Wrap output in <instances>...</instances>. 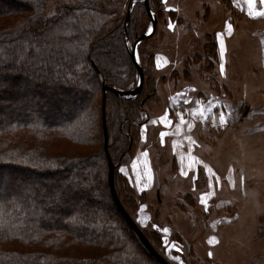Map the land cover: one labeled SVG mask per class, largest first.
I'll list each match as a JSON object with an SVG mask.
<instances>
[{"label": "trees", "instance_id": "1", "mask_svg": "<svg viewBox=\"0 0 264 264\" xmlns=\"http://www.w3.org/2000/svg\"><path fill=\"white\" fill-rule=\"evenodd\" d=\"M111 1L84 0L48 17L45 0H0V25L27 16L0 38V264H159L121 216L107 182L102 87L137 86L130 54L147 15L143 0H128L135 1L128 19L124 13L112 25ZM143 76L135 97L105 94L113 186L133 222L117 168L148 122L155 85ZM16 104L25 107L7 109ZM61 143L83 151L62 154ZM141 232L163 257L160 236L150 241Z\"/></svg>", "mask_w": 264, "mask_h": 264}, {"label": "rangeland", "instance_id": "2", "mask_svg": "<svg viewBox=\"0 0 264 264\" xmlns=\"http://www.w3.org/2000/svg\"><path fill=\"white\" fill-rule=\"evenodd\" d=\"M82 1L45 0V13L59 15L63 6ZM123 2H112V25L135 3ZM148 6L151 17L142 20L140 33L148 34L154 19L156 27L136 46L135 60L142 57L145 79L155 89L145 107L148 122L136 129L128 163L117 168L121 198L133 201L131 215L150 241L152 233L160 236L170 264H179L173 256L183 264H264V16L249 14L264 4L148 0ZM26 17L0 25V38ZM58 147L62 154L83 151L68 143ZM126 185L131 192L122 190ZM164 241L181 251L166 249Z\"/></svg>", "mask_w": 264, "mask_h": 264}, {"label": "water", "instance_id": "3", "mask_svg": "<svg viewBox=\"0 0 264 264\" xmlns=\"http://www.w3.org/2000/svg\"><path fill=\"white\" fill-rule=\"evenodd\" d=\"M144 3V7L146 10V13L149 17H151V12L148 6V0H143ZM128 15H129V10L127 11V19H128ZM156 27V21L155 19L152 20V28L153 31L152 33L149 34H142L141 36H139L137 38V40L134 42V47H132L131 50V58L133 60V62L135 63V67L137 70V74H138V84L137 86L129 91H119L113 87L110 86H103L102 87V100H101V121H102V129H103V135H104V144H103V148H104V153L106 156V160H107V165H108V178H107V182H108V186H109V190H110V194L111 197L113 199L114 204L116 205L117 209L119 210L121 216L123 217V219L125 220V222L127 223V225L130 227V229L135 233V235L138 237L139 241L141 242V244L144 246V248L148 251V253L159 263V264H169L162 256H160L154 249L153 247L150 245L149 241L147 240V238L144 236V234L141 232V230L138 228V226L135 224V222H133V220L129 217V215L126 213V211L124 210L123 206L121 205L119 199L117 198L116 192L114 190V186H113V165L111 162V159L108 155L107 152V133H106V127H105V94L107 91H111L117 95L120 96H124L127 98L130 97H135L137 96L140 91L141 88L143 86V81H144V76H143V71L142 68L139 66V64L136 62L135 60V48L136 46L143 40L149 38L150 36H152V34L154 33ZM147 100V97L144 99L143 102H145Z\"/></svg>", "mask_w": 264, "mask_h": 264}, {"label": "snow or ice", "instance_id": "4", "mask_svg": "<svg viewBox=\"0 0 264 264\" xmlns=\"http://www.w3.org/2000/svg\"><path fill=\"white\" fill-rule=\"evenodd\" d=\"M259 2H260L261 4H264V0H259ZM247 3H248L250 6H254V5L256 4V0H247ZM249 14L252 15V16H264V10H261V11H251ZM169 27H170V28L172 27L171 23H169ZM227 29H228L229 33H231L232 25H231V24H227ZM152 31H153L152 26H148V27H147V32H148L149 35L152 33ZM221 36H222V34H217V40H218L219 43H220V57H221V60H223V58H224V53H225V48H224V41H223V39L221 38ZM133 47H134V46H133ZM137 61H139V57H138V55H137ZM159 66H160V65H159V62H157V67H159ZM219 70H220L221 74L224 73V71H225V66H224L223 63L220 64V66H219ZM161 119L164 120L165 118L162 117ZM219 120H220L221 125H223V124L226 123V117H225L223 114H220V116H219ZM181 122L183 123V118H182V117H181ZM160 136H161V138H163V137L165 136V133H164V132H161V133H160ZM145 155H147V153H145ZM194 159H195V158H194ZM206 167H207V166H205V168H206ZM208 170L210 171V169H208ZM120 171H121V173H124V169H123V168H121ZM182 175L188 176L189 173H188V172H182ZM148 179L151 180V175H150V174H149V176H148ZM217 182H219V177H217ZM233 186H234V184H233ZM141 190H143V189H141ZM204 195H205L204 193L201 194V203H205V202H206V201L204 200ZM142 207H143V206H142ZM153 227H156V225H153ZM163 232H168V229H167V228H164V229H163ZM213 241H215V237H212V238L209 240V243H213ZM164 243H165V248H166V249H175L176 252H180V251H181V249H180L179 247H177V246L174 245V244H170V243H168V241H164ZM208 255H209V256H212V253L209 252ZM172 259H173V260H177V261H179V264H183V261L180 260V257H179V256H173Z\"/></svg>", "mask_w": 264, "mask_h": 264}]
</instances>
